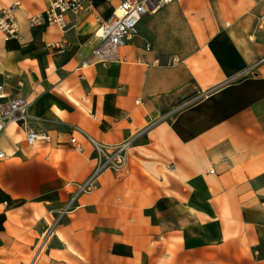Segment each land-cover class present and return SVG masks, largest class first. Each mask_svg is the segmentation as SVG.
<instances>
[{
	"label": "crops",
	"instance_id": "0c3cea01",
	"mask_svg": "<svg viewBox=\"0 0 264 264\" xmlns=\"http://www.w3.org/2000/svg\"><path fill=\"white\" fill-rule=\"evenodd\" d=\"M15 1L20 35L0 29V84L55 141L29 146L15 124L0 137L10 264H264V0H175L143 16L130 61L82 70L112 5L93 0L63 30L29 24L49 0H0V20ZM133 136L70 203L99 155Z\"/></svg>",
	"mask_w": 264,
	"mask_h": 264
},
{
	"label": "built area",
	"instance_id": "2783aa9c",
	"mask_svg": "<svg viewBox=\"0 0 264 264\" xmlns=\"http://www.w3.org/2000/svg\"><path fill=\"white\" fill-rule=\"evenodd\" d=\"M112 5V12L103 17L96 16L97 26L89 39L91 60H84L79 69L89 68L94 63L111 64L118 61H130L123 55V49L130 45L138 35L139 24L146 14H154L164 6L175 0H104ZM21 7L20 1H15L11 5L2 9L0 29L9 37L20 35V24L17 19V11ZM96 5L93 0H49V6L43 13H38L30 17L29 24L36 27L44 23L54 24L66 30L71 14L93 13ZM151 43H147L146 50H151ZM169 64L181 62L180 57L170 56L167 59ZM264 61V56L261 58ZM138 63L141 59L138 58ZM157 63L160 59L156 60ZM31 103L24 97H19L6 91L5 85L0 84V137L10 127L15 124L19 126L25 134L26 144L34 146L38 143L54 142V137L47 132L37 130L30 123ZM136 136L129 138L123 143L116 145L115 149L107 154H100L95 169L88 178L80 184L75 191L72 203L82 191H93L98 186V179L101 173L115 165L123 162L126 151L132 147ZM56 142H60L56 140ZM71 144L78 150L83 149V145L77 136H73ZM8 157V153L0 149V160ZM171 171L176 169V164L168 165ZM214 171V170H212ZM66 206V210L68 206Z\"/></svg>",
	"mask_w": 264,
	"mask_h": 264
},
{
	"label": "rangeland",
	"instance_id": "374dc122",
	"mask_svg": "<svg viewBox=\"0 0 264 264\" xmlns=\"http://www.w3.org/2000/svg\"><path fill=\"white\" fill-rule=\"evenodd\" d=\"M6 202H7L6 201V197L2 195V190L0 188V215H2V216H4L5 212L8 210L7 209L8 206L5 205ZM65 210H66V207L65 208L64 207H59L56 211L61 212V211H65ZM8 254L9 253L6 252V251L0 253V255L3 256V259L2 260L0 259V264H1V262H2V264H10V261L8 260ZM30 263H31V261H30Z\"/></svg>",
	"mask_w": 264,
	"mask_h": 264
}]
</instances>
